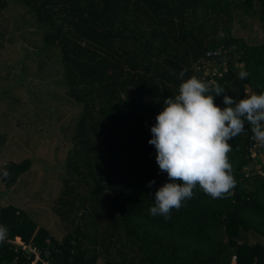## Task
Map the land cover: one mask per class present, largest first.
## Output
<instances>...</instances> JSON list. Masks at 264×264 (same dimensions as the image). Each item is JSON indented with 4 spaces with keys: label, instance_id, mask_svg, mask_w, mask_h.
Here are the masks:
<instances>
[{
    "label": "trees",
    "instance_id": "1",
    "mask_svg": "<svg viewBox=\"0 0 264 264\" xmlns=\"http://www.w3.org/2000/svg\"><path fill=\"white\" fill-rule=\"evenodd\" d=\"M254 1L22 0L45 29V45L59 50L67 95L82 111L54 206L72 230L58 240L26 211L1 207L0 264H34L36 254L16 238L38 251L35 264H264V166L250 169L258 141L247 122L229 141L230 194L212 198L197 186L170 218L149 214L155 191L171 182L148 143L150 129L163 100L178 94L180 71L223 87L214 97L222 109L225 94L264 92V44L232 33L234 4L252 9ZM5 6L0 0V11ZM202 61L221 70L205 75L195 69ZM6 141L0 134V155ZM31 167L9 162L3 180L15 184Z\"/></svg>",
    "mask_w": 264,
    "mask_h": 264
},
{
    "label": "rangeland",
    "instance_id": "2",
    "mask_svg": "<svg viewBox=\"0 0 264 264\" xmlns=\"http://www.w3.org/2000/svg\"><path fill=\"white\" fill-rule=\"evenodd\" d=\"M239 4H234L233 35L251 45L264 44L260 1L255 0L252 9ZM44 35L45 29L22 0H6L0 11V134L7 140L0 155V208L14 205L26 211L38 228L62 240L72 226L54 206L63 190L82 106L67 95L60 52L45 45ZM195 69L208 75L220 71L221 64L202 61ZM253 157L250 169H263L264 146L259 142ZM24 160H31V169L17 183L7 185L4 166ZM105 263V259L98 262Z\"/></svg>",
    "mask_w": 264,
    "mask_h": 264
},
{
    "label": "clouds",
    "instance_id": "3",
    "mask_svg": "<svg viewBox=\"0 0 264 264\" xmlns=\"http://www.w3.org/2000/svg\"><path fill=\"white\" fill-rule=\"evenodd\" d=\"M186 71L179 73L182 83L178 94L163 100V109L155 118L150 129L152 138L148 140L156 149L160 171L166 172L171 181L155 191L149 214L165 219L193 197L197 186L212 198L230 194L236 182L228 158L229 141L244 131L246 122L252 126L253 138L264 146V92L239 100L225 94L226 107L222 109L214 97L226 93L225 89L210 86L194 75L184 79ZM247 76V72L239 73L241 79ZM3 175L7 178L9 173L5 170ZM154 184L152 180L146 186ZM5 233L0 226V239Z\"/></svg>",
    "mask_w": 264,
    "mask_h": 264
},
{
    "label": "built area",
    "instance_id": "4",
    "mask_svg": "<svg viewBox=\"0 0 264 264\" xmlns=\"http://www.w3.org/2000/svg\"><path fill=\"white\" fill-rule=\"evenodd\" d=\"M219 54H220L219 51H210V52H208L207 55H208L209 57H214V56H217V55H219ZM260 174L264 177V172H263V171H260ZM11 242L14 243V244H16L18 247H21V248H22L23 250H25V251H29V252H33V253H35V254H36V259H35V261H34V264L41 260L38 251H37L35 248H33L31 245H26V244L21 240V238H16V240H13V241H11ZM16 250H17V249H16ZM235 260H236V258H235ZM45 264H48V263H45Z\"/></svg>",
    "mask_w": 264,
    "mask_h": 264
}]
</instances>
